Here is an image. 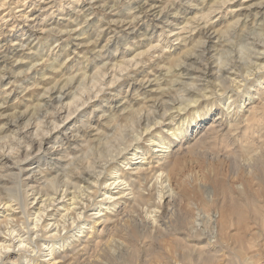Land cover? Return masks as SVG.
<instances>
[{"label":"rangeland","instance_id":"obj_1","mask_svg":"<svg viewBox=\"0 0 264 264\" xmlns=\"http://www.w3.org/2000/svg\"><path fill=\"white\" fill-rule=\"evenodd\" d=\"M261 67L264 0H0V188L11 190L0 199L12 207L0 238L30 244L2 263L259 264ZM26 137L43 140L40 152L27 156ZM154 137L169 143L160 160ZM137 149L146 198L115 195L108 209L104 182L134 175L125 163ZM159 172L168 185L154 183ZM103 203L96 225L88 216ZM51 225L55 262L39 252Z\"/></svg>","mask_w":264,"mask_h":264},{"label":"bare ground","instance_id":"obj_2","mask_svg":"<svg viewBox=\"0 0 264 264\" xmlns=\"http://www.w3.org/2000/svg\"><path fill=\"white\" fill-rule=\"evenodd\" d=\"M259 8V7H258ZM6 23V22H5ZM240 25V24H239ZM234 27H235V25H234ZM227 29H228V27H227ZM228 31V30H227ZM263 47V46H262ZM102 48V47H101ZM252 50V49H251ZM252 52V51H251ZM253 56V55H252ZM250 61V60H249ZM262 64V63H261ZM183 68V67H182ZM259 69V68H258ZM261 70H264V67H261L260 68ZM249 71H250V69H249ZM256 73H257V71H256ZM250 78V77H249ZM252 78V77H251ZM235 79V78H234ZM240 79V78H239ZM236 81V80H235ZM246 81V80H245ZM216 82V81H215ZM258 82V81H257ZM245 84V83H244ZM243 84V85H244ZM235 87V86H234ZM228 89V88H227ZM185 90V89H184ZM192 91V90H191ZM79 92V91H78ZM193 97V96H192ZM56 99V98H55ZM61 100V99H60ZM229 103V102H228ZM183 104V103H182ZM226 106V105H225ZM125 109V108H124ZM183 109V108H182ZM224 109V108H223ZM165 112V111H164ZM181 113V112H180ZM141 116V115H140ZM236 116V115H235ZM146 118V117H145ZM157 118V117H156ZM146 120V119H145ZM130 121H132V120H130ZM155 121V120H154ZM172 121V120H171ZM175 122V121H174ZM125 123V122H124ZM123 123V124H124ZM149 123V122H148ZM123 124H122V126H123ZM157 125V124H156ZM58 129V128H57ZM126 129V128H125ZM171 129V128H170ZM121 130H123V128H121ZM131 130V129H130ZM21 131V130H20ZM115 131V130H114ZM124 131V130H123ZM150 131V130H149ZM122 132V131H121ZM123 133H125V132H122V134ZM156 133V132H155ZM154 133V134H155ZM121 134V135H122ZM173 134V135H172ZM116 135H119V134H117L116 133ZM170 135H172L173 137H176V134H175V131L174 132H170ZM112 136H113V134H112ZM124 136H125V134H124ZM178 136V135H177ZM38 137V136H37ZM44 137H46V136H44ZM110 137H111V135H110ZM123 137V136H122ZM126 137H127V135H126ZM114 138V137H113ZM124 138V137H123ZM128 138V137H127ZM135 138V137H134ZM169 138V137H168ZM43 139V138H42ZM115 140H118V138L117 139H115ZM26 143L28 144L27 146H28V150H24V152L27 154V156H31V155H33V154H35L37 151H39L40 152V150L39 149H41L42 148V145L44 144V142H43V140H39V139H37V138H35V137H33V138H27L26 137ZM107 141V140H106ZM108 142V141H107ZM150 143V142H149ZM114 144H117L116 143V141H115V143ZM118 144H119V142H118ZM105 145H106V143H105ZM104 145V146H105ZM109 146H110V144H109ZM122 146V145H121ZM132 146V145H131ZM151 146L152 147H156V150L154 151V154H156V153H158V155H157V157H158V160H160V159H162V156L163 155H165V153H167L168 152V149H169V143H164L163 141H161L159 138H153L152 140H151ZM15 147V146H14ZM112 148H114V145L112 144V146H111ZM1 148V147H0ZM104 148V147H103ZM107 148H109L108 146H107ZM104 149L105 151H107V152H109L110 153V150H112L111 148H110V150L109 149ZM119 148V147H118ZM126 148V147H125ZM151 148V147H150ZM114 149H116L117 150V148H114ZM129 149V148H128ZM127 149V151H129ZM132 149V148H131ZM134 149V148H133ZM91 150V149H90ZM89 150V151H90ZM100 150V149H99ZM109 150V151H108ZM124 149H122V151H123ZM12 151H14V150H12ZM92 151H93V149H92ZM95 151V150H94ZM93 151V152H94ZM113 151V150H112ZM15 152V151H14ZM103 152V151H102ZM123 152H125V150L123 151ZM38 153V152H37ZM112 153V152H111ZM116 152L115 151H113V155H116L115 154ZM119 153H120V151H119ZM126 153V152H125ZM105 154V153H104ZM143 154V153H142ZM94 155V154H93ZM96 155V154H95ZM98 155H100V153H98ZM102 155V154H101ZM112 155V154H111ZM126 155V154H125ZM130 155V156H129ZM128 156H129V158L127 157L126 158V163H125V167H127V165H128V167H130L129 166V164L131 165V166H133V168L131 169V173H133V172H135V174L133 175V174H127V175H124V176H122V173L121 174H118V173H116V171L114 170V171H110L111 173H110V175H109V178L107 179V181L106 182H104L105 184H104V187H103V190H104V192H103V194L101 195L102 197H103V201L102 202H104L105 200L106 201H108V203L106 204V205H108L107 206V208L109 209L110 207H109V205L111 204L112 205V207H114L115 205H117L118 204V199L119 198H117V199H114V196L115 195H121L122 196V198L123 199H125V200H127V199H130V202L132 201L133 203H136V202H141V201H143L146 197H145V195H144V190H145V181L147 180V174L146 173H144V172H142L141 171V167L143 166V164H144V160H145V158L141 155V151L139 150V149H137V150H135V151H133L131 154H129ZM14 156V155H13ZM12 156V157H13ZM24 156V155H23ZM117 156H118V154H117ZM119 156H121V155H119ZM26 157V156H25ZM100 156H98L97 158H99ZM116 157V156H115ZM165 157V156H164ZM96 158V157H95ZM8 159H9V157H8ZM7 159V160H8ZM135 160V161H134ZM110 161L112 162L113 161V159L112 160H109L107 163H108V165L110 164ZM7 162V161H6ZM102 162H103V160H102ZM105 162V161H104ZM103 162V163H104ZM106 163V162H105ZM103 166V165H102ZM105 166V165H104ZM124 167V168H125ZM19 168V167H18ZM100 168V167H99ZM101 168H105V167H101ZM111 169V168H110ZM113 169V168H112ZM26 172V173H28V169L26 168V169H22V172H24V171ZM80 170V169H79ZM82 170V169H81ZM102 170V169H101ZM83 171V170H82ZM104 171V170H103ZM106 171V170H105ZM21 172V173H22ZM30 172V171H29ZM85 172H87V170L85 171ZM108 172V171H107ZM118 172V171H117ZM123 172V171H122ZM145 172H147L146 171V169H145ZM152 172V171H151ZM64 173V172H63ZM84 173V172H83ZM127 173H129V172H127ZM6 174V173H5ZM81 174V173H80ZM86 174V173H85ZM13 175V174H12ZM27 175V174H26ZM98 175V174H97ZM154 175H157V174H154ZM164 175H166L165 173H163V172H159V174L156 176V179H159L158 180V182H154V183H159V181H160V183L161 184H167L168 185V176H164ZM14 176H16V175H13V177ZM20 176V175H19ZM82 176V175H81ZM64 177V176H63ZM52 178V177H51ZM4 179V178H3ZM12 179H14V178H12ZM155 179V178H154ZM71 182V181H70ZM151 182H152V180H151ZM5 184V183H4ZM27 185V184H26ZM66 185H67V183H66ZM4 186V185H3ZM2 186V187H3ZM12 186V185H11ZM160 186V185H159ZM5 187V186H4ZM155 187V186H154ZM161 187V186H160ZM165 187V186H164ZM8 188V187H7ZM65 188V187H64ZM148 188V187H147ZM161 188H163V186L161 187ZM9 189H10V187H9ZM14 189V188H13ZM166 189V188H165ZM4 190V191H3ZM3 190L0 188V193H5V191L7 190V193L8 192H10V191H8V189H5V188H3ZM34 190V189H33ZM38 190V189H37ZM59 190V189H58ZM15 191V190H14ZM149 191H150V189H149ZM42 192V191H41ZM51 193V192H50ZM149 194L151 193V191L150 192H148ZM4 195H6V193L4 194ZM76 195V194H75ZM157 195V194H156ZM155 195V196H156ZM49 196V195H48ZM83 196V195H82ZM90 196V195H89ZM6 197H7V199L10 201V199H9V195L7 196L6 195ZM128 197H130V198H128ZM148 197H149V195H148ZM163 197H164V195H163ZM10 198H11V196H10ZM49 198H50V196H49ZM156 198H157V196H156ZM4 199V198H3ZM6 199V198H5ZM4 199V200H5ZM6 199V201H3V206H0L1 208H3V211L0 213V227L3 225V224H5L6 222H7V219H6V216H2V213L5 211V212H10V211H12L11 210V204L8 202V200ZM37 199V198H36ZM55 199V198H54ZM81 199V198H80ZM121 199V198H120ZM119 199V200H120ZM147 199H149V198H147ZM159 199H162V195H159ZM42 200V199H41ZM51 200V199H50ZM100 200V199H99ZM0 201H1V199H0ZM1 201V202H2ZM43 201V200H42ZM52 201H54V200H52ZM73 201V200H72ZM101 201V200H100ZM13 202V201H12ZM125 202V201H124ZM131 202V203H132ZM159 202V201H158ZM35 203V202H34ZM44 203V202H43ZM82 203V202H81ZM40 204H42V203H40ZM53 204V203H52ZM51 204V205H52ZM137 204V203H136ZM37 204H35L33 207H32V209H37V206H36ZM105 204L103 203L102 205L100 204V206L98 207V210H96L97 212H93V213H89V218H90V220L91 219H95V222H96V220L97 219H99V217L102 215V211L105 209L104 207H106V206H104ZM135 205V204H134ZM48 206V205H47ZM64 206V205H63ZM67 206V205H66ZM65 206V207H66ZM72 206V205H71ZM75 207V206H74ZM41 208V207H40ZM43 208V207H42ZM72 208H73V206H72ZM157 208V207H156ZM20 209V208H19ZM38 209H39V207H38ZM44 209V208H43ZM61 209V208H60ZM77 209V208H76ZM21 210H22V208H21ZM47 210V209H46ZM29 211H31V210H29ZM41 211V210H40ZM70 211V210H69ZM73 211V210H72ZM95 211V210H94ZM22 212V211H21ZM45 212V211H44ZM54 212V211H53ZM155 212V211H154ZM40 213V212H39ZM100 213H101V215H100ZM143 213V212H142ZM7 214V213H6ZM133 214V213H132ZM150 214V213H149ZM31 215V214H30ZM64 215V214H63ZM80 215V214H79ZM39 216V215H38ZM61 216V215H60ZM70 216V215H69ZM77 216V215H76ZM81 216V215H80ZM80 216H79V218H80ZM103 216V215H102ZM146 216V215H145ZM154 216H156V215H154ZM34 217V216H33ZM63 217V216H62ZM105 217H106V214H105ZM108 217V216H107ZM24 218V217H23ZM88 218V219H89ZM37 219H38V217H37ZM44 219L45 218H43L42 220H43V222H44ZM49 219V218H48ZM101 219V218H100ZM123 219V218H122ZM78 220V219H77ZM156 219L154 218V217H152V222H150L149 221V219H146V220H144V221H141V225H144V227L146 226H149V227H155L156 225H157V223H155L156 221H155ZM9 221V220H8ZM13 221H15V220H13ZM35 221V220H34ZM46 221V220H45ZM66 221V220H65ZM72 221V220H71ZM75 221V220H74ZM82 221V220H81ZM80 221V222H81ZM102 221V220H101ZM63 222V221H62ZM94 222V220L92 221V223ZM94 222V223H95ZM97 222H98V220H97ZM97 222H96V225H97ZM239 222V224H237L238 225V228L239 229H248V227L247 226H245V225H243L242 223H241V221H238ZM64 223V222H63ZM66 223V222H65ZM75 223V222H74ZM92 224L91 226H90V224H91V222H89V221H84V222H81L80 224H82V226H81V228H80V231H79V234L76 236L77 238L78 237H80V233H83L84 231H88V230H90V229H92V228H95L93 225H95V224ZM9 225V224H8ZM16 225V224H15ZM21 225V224H20ZM37 225H38V223H37ZM48 225H50V224H48ZM140 225V224H139ZM236 225V226H237ZM44 226V225H43ZM46 226V225H45ZM44 226V227H45ZM60 226V225H59ZM80 226V225H79ZM38 228V227H37ZM164 228V227H163ZM163 228H161V229H163ZM39 229V228H38ZM11 230V229H10ZM9 230V231H10ZM57 230H58V228H57ZM57 230L51 225L50 226V228H47V230L45 231V233H44V237L41 239V237H39V241L41 242L40 244H41V247H39L40 249H39V252L40 253H42L40 256L42 257V258H47L46 260H43V261H49V260H54V262H55V260H56V258H57V254H58V251L60 252V248H62V244H60V242H59V235H58V232H57ZM62 230V229H61ZM5 231V230H4ZM15 231V230H14ZM28 231V230H27ZM30 231H32V230H30ZM7 233H9V234H7L6 236H4V237H2L3 239H1L0 238V264H3L2 263V260H6L11 254H13L14 256H15V253L16 254H18V252H23V253H26V252H28L27 250H28V248H27V246L28 245H30L29 243H27V239H23V240H21V239H15V241H14V238H12V234L13 233H11V232H8V230L6 231ZM35 232V231H34ZM90 232H92V231H90ZM31 233V232H30ZM33 233V232H32ZM41 233V232H40ZM86 233V232H85ZM35 234V233H34ZM89 234V233H88ZM14 235V234H13ZM33 235V234H32ZM22 238V237H21ZM24 238V237H23ZM32 238H34V236L32 237ZM74 238V237H73ZM38 239V238H37ZM66 240H68L67 238L66 239H64L63 238V242L62 243H65L66 242ZM71 240V239H70ZM98 240V239H97ZM62 241V240H61ZM78 241V240H77ZM70 242H72V241H70ZM24 243H27V244H24ZM39 244V243H38ZM66 245V244H65ZM198 247V246H197ZM62 251H64V249L62 250ZM32 252V251H31ZM34 252V251H33ZM38 252V251H37ZM200 253L198 254V259H202V256H203V253H202V250L200 249V251H199ZM22 253V254H23ZM20 254V253H19ZM13 256V257H14ZM32 256H34V255H32ZM17 257V256H16ZM20 257V256H19ZM196 257V256H195ZM208 257V256H207ZM28 259V258H27ZM26 259V260H27ZM58 259H61V258H58ZM21 261V260H20ZM29 262V261H28ZM27 263V262H26ZM52 263V262H51ZM53 264V263H52ZM54 264H56V263H54Z\"/></svg>","mask_w":264,"mask_h":264},{"label":"built area","instance_id":"obj_3","mask_svg":"<svg viewBox=\"0 0 264 264\" xmlns=\"http://www.w3.org/2000/svg\"><path fill=\"white\" fill-rule=\"evenodd\" d=\"M259 264H264V257L261 259Z\"/></svg>","mask_w":264,"mask_h":264}]
</instances>
